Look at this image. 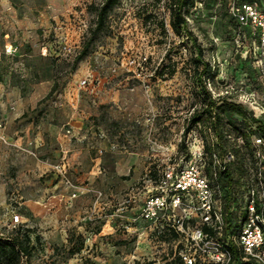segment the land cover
<instances>
[{
    "label": "rangeland",
    "instance_id": "obj_1",
    "mask_svg": "<svg viewBox=\"0 0 264 264\" xmlns=\"http://www.w3.org/2000/svg\"><path fill=\"white\" fill-rule=\"evenodd\" d=\"M16 1L36 33L28 55L0 57V237L21 225L41 235L21 264H181L174 240L157 237L144 221L135 224L139 230L124 225L166 172L180 173L204 154L209 132L193 122L204 99L195 72L204 64L198 68L194 45L203 50L201 62L218 70L214 80L203 76L213 97L228 96L258 119L264 49L231 20L232 0H197L191 34L172 29L169 0H121L111 34L76 63L94 23L93 0ZM55 193L64 201L50 207ZM16 215L23 222L15 224ZM107 223L114 231L102 227ZM100 226L103 234L93 239ZM72 233H82L86 247L69 257Z\"/></svg>",
    "mask_w": 264,
    "mask_h": 264
},
{
    "label": "trees",
    "instance_id": "obj_2",
    "mask_svg": "<svg viewBox=\"0 0 264 264\" xmlns=\"http://www.w3.org/2000/svg\"><path fill=\"white\" fill-rule=\"evenodd\" d=\"M161 1V0H160ZM238 4L257 3L264 10V0H236ZM121 4V0H93L88 6V11L95 14L93 26L90 28V36L84 43L83 48L76 58V63L85 59L94 48L96 41L101 35H109L111 29V16L116 7ZM197 0H169L168 10L170 13V25L176 34L188 32V17L191 10L196 6ZM231 4L229 3V16L231 20L241 28L251 30L252 38L258 41V37L253 34L251 28L243 27L231 13ZM162 29L166 30L165 22H162ZM198 53L197 62L204 64L203 69L199 72L196 70L195 75L204 92V99L201 108L193 116L195 124H203L209 132V136H204L203 148L206 165L204 172L211 180L214 170L217 171L218 178L213 180L214 186H219L216 196L221 199L222 206L226 215V226L223 235L220 237L217 232L207 226L204 229L214 237H218L233 254L232 264H245L243 261L242 249L237 244L227 238L230 235L238 234L245 220L246 210L241 205V200L246 197V187L252 179L254 173L262 168L257 158V152L261 151L264 155V119H258L246 110L242 103L231 100L228 96L213 97L203 81V76L208 75L213 80L218 75V70L214 72L208 63L201 62L203 50L201 47L194 45ZM175 74L176 69L170 71ZM199 72V73H198ZM230 118V119H229ZM241 118V119H239ZM234 119V120H233ZM241 122V123H240ZM257 138L263 139L262 145H256ZM240 140L243 143H240ZM214 155L222 159V163L232 155L233 159L223 163L222 166L215 165ZM124 179L129 177L125 176ZM236 207L234 209L233 207ZM240 218V219H239ZM101 226L94 232L93 239L100 232ZM166 241L178 239L176 232L164 233L160 235ZM179 241V240H178ZM42 243L41 235L37 234L35 229L21 225L13 231L7 239L0 237V264H21L24 257L31 259L37 252L39 245ZM123 244H127V241ZM180 250L183 249L184 243H177ZM86 247V238L82 233H72L69 237L68 255L73 257L81 253ZM179 263L184 264L181 256L177 255ZM83 264H92L89 260Z\"/></svg>",
    "mask_w": 264,
    "mask_h": 264
},
{
    "label": "built area",
    "instance_id": "obj_3",
    "mask_svg": "<svg viewBox=\"0 0 264 264\" xmlns=\"http://www.w3.org/2000/svg\"><path fill=\"white\" fill-rule=\"evenodd\" d=\"M231 13L241 26L252 29L258 37L259 46L264 49V10L257 3L240 5L232 0ZM65 50L70 52L71 48L65 47ZM16 52L17 48L13 45L5 49L6 54ZM86 84L87 80H84L82 85ZM2 127L0 123V129ZM255 142L262 145L263 139L257 138ZM198 154L195 163L180 173L166 172L157 185V192L144 202L139 215L132 217L131 224L124 225V228L127 231L137 230L135 224L144 221L157 237L166 232H176L178 239L174 242H187L185 248L179 251L184 264H232V252L222 240L204 229L205 226L212 228L222 237L227 214L221 199L216 196L219 186L213 184V180L218 178L217 171L212 173L213 180L206 176L204 154L201 151ZM214 158L215 165L222 166L233 156H228L223 163L217 155ZM257 158L262 166L264 155L261 151L257 152ZM56 168L66 183L73 186L64 167L59 164ZM249 183L243 206L245 220L239 218L241 230L230 235L227 241H234L242 249L245 264H264V170L261 168L254 173ZM98 194L101 197L102 192ZM233 208L236 209L235 206ZM14 222H23L21 216L16 215Z\"/></svg>",
    "mask_w": 264,
    "mask_h": 264
},
{
    "label": "crops",
    "instance_id": "obj_4",
    "mask_svg": "<svg viewBox=\"0 0 264 264\" xmlns=\"http://www.w3.org/2000/svg\"><path fill=\"white\" fill-rule=\"evenodd\" d=\"M18 1L16 0H0V54H6L5 49L9 46L17 48V52L14 55L25 56L31 52V45L34 41H30V34L36 33L34 29L36 25L31 21V16L22 13L18 7ZM25 47V48H24ZM5 56V55H4ZM2 64L0 63V66ZM2 67V66H1ZM2 80V79H1ZM2 81H0L1 83ZM17 87V86H16ZM64 194L55 193L48 200L50 207L61 205L64 201ZM113 229L116 226L110 224H102V227H108ZM105 229V228H104ZM139 230V229H137ZM87 232V231H86ZM104 232V231H103ZM103 234V233H102ZM99 232L97 235H102Z\"/></svg>",
    "mask_w": 264,
    "mask_h": 264
}]
</instances>
